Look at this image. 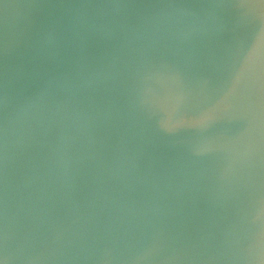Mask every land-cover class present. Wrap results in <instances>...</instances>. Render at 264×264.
Masks as SVG:
<instances>
[{"label":"water","instance_id":"1","mask_svg":"<svg viewBox=\"0 0 264 264\" xmlns=\"http://www.w3.org/2000/svg\"><path fill=\"white\" fill-rule=\"evenodd\" d=\"M0 264H264V0H0Z\"/></svg>","mask_w":264,"mask_h":264}]
</instances>
